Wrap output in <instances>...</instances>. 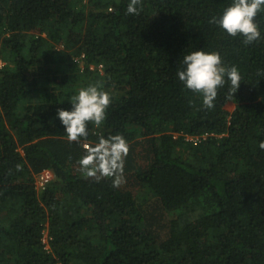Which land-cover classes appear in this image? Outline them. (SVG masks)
Listing matches in <instances>:
<instances>
[{
  "label": "trees",
  "instance_id": "trees-1",
  "mask_svg": "<svg viewBox=\"0 0 264 264\" xmlns=\"http://www.w3.org/2000/svg\"><path fill=\"white\" fill-rule=\"evenodd\" d=\"M231 2L0 0V264H264V39L209 22ZM200 49L242 77L213 109L177 76ZM98 81L112 103L87 142L127 139L119 188L84 177L57 115Z\"/></svg>",
  "mask_w": 264,
  "mask_h": 264
},
{
  "label": "clouds",
  "instance_id": "clouds-1",
  "mask_svg": "<svg viewBox=\"0 0 264 264\" xmlns=\"http://www.w3.org/2000/svg\"><path fill=\"white\" fill-rule=\"evenodd\" d=\"M126 11L128 14L139 15L142 0H129ZM261 13H264V0H232L219 18L212 17L209 22L217 24L229 36L242 37V43L247 46L264 39L256 20ZM182 64L184 67L177 71L179 80L187 89L201 95L205 109L215 107L218 91L226 83L230 82L228 98L235 96L240 88L242 77L239 68L225 65L219 51H191L183 56ZM111 103V93L98 81L80 88L71 98V109L60 108L57 115L64 126L67 140L83 141L85 154L78 164L84 177L96 180L111 178L112 186L119 188L125 180V160L130 151L127 139L122 134H114L107 138L100 136L95 144L87 142L88 125L92 123L100 126L106 119ZM189 138L200 139L199 136ZM259 147L264 149V141L260 142ZM17 167L19 169L20 166Z\"/></svg>",
  "mask_w": 264,
  "mask_h": 264
},
{
  "label": "built area",
  "instance_id": "built-area-1",
  "mask_svg": "<svg viewBox=\"0 0 264 264\" xmlns=\"http://www.w3.org/2000/svg\"><path fill=\"white\" fill-rule=\"evenodd\" d=\"M92 67H94V66H92ZM99 67L102 68V64H100ZM51 175H52V172L48 169L40 172L37 175V185H38L39 189H43L47 185V183L50 181ZM44 240H45L47 246H49V238H48L47 234H45Z\"/></svg>",
  "mask_w": 264,
  "mask_h": 264
},
{
  "label": "rangeland",
  "instance_id": "rangeland-1",
  "mask_svg": "<svg viewBox=\"0 0 264 264\" xmlns=\"http://www.w3.org/2000/svg\"><path fill=\"white\" fill-rule=\"evenodd\" d=\"M53 176V173H52V175H51V177Z\"/></svg>",
  "mask_w": 264,
  "mask_h": 264
}]
</instances>
